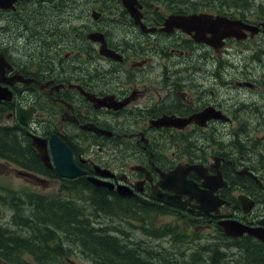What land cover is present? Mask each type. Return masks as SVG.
Returning <instances> with one entry per match:
<instances>
[{"label":"flooded vegetation","instance_id":"af4514ba","mask_svg":"<svg viewBox=\"0 0 264 264\" xmlns=\"http://www.w3.org/2000/svg\"><path fill=\"white\" fill-rule=\"evenodd\" d=\"M0 52L4 79L32 81L8 87L0 127L61 141L85 179L112 183L141 215L149 241L170 243L177 227L181 264L204 251L238 264L251 243L263 253L220 223L264 228V0H0Z\"/></svg>","mask_w":264,"mask_h":264},{"label":"trees","instance_id":"16d2710c","mask_svg":"<svg viewBox=\"0 0 264 264\" xmlns=\"http://www.w3.org/2000/svg\"><path fill=\"white\" fill-rule=\"evenodd\" d=\"M26 132L19 126L0 127V160L50 180H61L54 170L41 163ZM61 181L66 189H60L63 193L58 198L25 192L20 195L19 191L0 185V205L11 211L12 223L0 224V264H69L67 260L76 255L75 248L84 252L80 255L84 262L93 264L95 258L90 254L98 260L96 264H150L147 251L140 257L116 241L115 235L107 231L109 227L101 224V212L109 219H115L116 214L121 220L137 219L130 206L115 200L106 190L92 186L84 177ZM174 243L178 244V240ZM256 252L254 243L249 244L248 260L252 261ZM178 259L175 261L180 262L179 255ZM258 259L238 264H264V252L263 259L261 256Z\"/></svg>","mask_w":264,"mask_h":264},{"label":"rangeland","instance_id":"374dc122","mask_svg":"<svg viewBox=\"0 0 264 264\" xmlns=\"http://www.w3.org/2000/svg\"><path fill=\"white\" fill-rule=\"evenodd\" d=\"M18 170H20V168L14 166L13 164H9V163L6 164V163H3V161H0V185L4 189L23 192L24 187L25 186L27 187L29 185V187L34 189L35 191L41 192V194H47L48 196H50L49 194H57L58 193L60 182H52L49 184H45V183L44 184H36L32 181L25 180L24 176L22 174H20V172ZM22 215L26 216L27 214H25V215L22 214ZM100 215L103 216L102 214H100ZM10 216H11V211L8 208H4L0 205V224H2L4 226H6L7 224L11 225L12 223L10 221ZM28 216L29 215H27V217ZM118 218H119V216L117 214L115 215V219L102 218L101 224H102V226L104 225V226L109 227L107 229V231L110 233V235H118L116 232H118V230H119L120 235H118V238L116 237L115 239L116 240H118L119 238L121 240L123 239L122 241H120V243L124 247H126L127 249L134 250V252H136L137 254H140V257H141V255H143V253H146V251H147V255L152 257V258L149 257V263L150 264H181L180 262L175 261V260H179L178 255L172 254L171 249L167 250V249L163 248L164 246H167V245L161 246V248L163 249L164 252L160 253L159 252L160 247L157 248V246H159L158 243L156 244L155 241H148L146 238L140 237L139 235H137L136 231L134 229H132L133 223L125 222L123 218H122V220L118 219ZM133 232H135V233H133ZM134 234H135V237H134ZM136 238L137 239L142 238V240L144 239L145 241H142V240L139 241V240H136ZM184 248L185 247H182V249H184ZM152 251H154V252H152ZM75 253H78L80 255L78 249H75ZM202 253L205 255L207 252L204 251ZM78 254H76L75 256H72V259H71L72 264H93L92 262H89L87 260H85V262H84L82 260L83 258H81ZM88 254H90V253H88ZM254 254L255 255H253V257H251L252 260L255 258L258 259L259 256H261V259H263V253H257L256 252ZM259 254H261V255H259ZM90 255L95 258L94 264H96L98 262V260L96 259V257L93 254H90ZM204 257L205 256H199L197 258L203 259ZM249 257H250V254L242 256V258H243L242 260L244 262H246V261L252 262L251 260H248Z\"/></svg>","mask_w":264,"mask_h":264},{"label":"water","instance_id":"95a60500","mask_svg":"<svg viewBox=\"0 0 264 264\" xmlns=\"http://www.w3.org/2000/svg\"><path fill=\"white\" fill-rule=\"evenodd\" d=\"M175 23H176L175 20L173 21L172 19H170L166 22L165 26L174 25ZM101 53L107 57L112 56V54L106 51L105 49H101ZM8 70H11V66L4 59L3 54L0 52V83H4L10 86L18 82H22L24 84H28L29 82H31V80L24 79L19 74H15L11 78L4 79V75ZM11 97H12V93L8 89V87L0 85V101L3 100L10 101ZM22 121L26 123V120H22ZM173 124H175L173 121H168V122L163 121V122H159L156 125L162 126V125H173ZM32 139H33L32 146L36 149L38 157L41 160V162L48 168L55 169L57 174L61 178L73 180L84 175V172H82L73 162L70 149L67 146H65L61 141L53 137L50 140L48 147L44 140L39 139L37 137H33ZM49 151H50V156H49ZM177 171H175L172 174H176ZM89 181L93 183L96 187H105L109 190H112V187L106 183H101L91 178L89 179ZM157 198L171 204H178L175 201H167L163 197H157ZM208 212H209L208 209H203L201 207L200 208L198 207V213H208ZM220 226L222 227L226 235L236 237L246 233L249 237L259 240L260 242H264L263 226L253 229V228L243 227L236 222H221ZM233 230L236 231L232 232Z\"/></svg>","mask_w":264,"mask_h":264},{"label":"bare ground","instance_id":"6f19581e","mask_svg":"<svg viewBox=\"0 0 264 264\" xmlns=\"http://www.w3.org/2000/svg\"><path fill=\"white\" fill-rule=\"evenodd\" d=\"M102 211V210H101ZM99 214V213H98ZM101 214H102V212H101ZM96 215H97V212H96ZM95 215V216H96ZM103 215V214H102ZM95 216H94V218H95ZM100 217V216H99ZM108 217V216H107ZM103 218H104V215H103ZM122 231V230H121ZM118 232H119V230H118ZM123 233V232H122ZM127 233V232H126ZM125 234V233H124ZM151 234V233H150ZM128 235V234H127ZM124 236V235H123ZM151 237V236H150ZM118 238V237H117ZM152 238V237H151ZM125 239V238H124ZM127 239V238H126ZM131 239V238H130ZM153 239H155V238H153ZM123 240V239H122ZM127 242V241H126ZM129 242V241H128ZM131 242V241H130ZM134 242V241H133ZM132 243V242H131ZM147 247V246H146ZM150 247V246H149ZM184 247V246H183ZM191 247V246H190ZM148 248V247H147ZM158 248V247H157ZM186 248V247H185ZM156 250V249H155ZM159 250V249H158ZM163 250V249H162ZM152 252H154V251H152ZM158 252V251H157ZM161 253V252H160ZM190 256V255H189ZM150 257V256H149ZM150 258H152V257H150ZM184 260V259H183ZM198 260V259H197ZM195 261V260H194ZM212 263H214V262H212ZM193 264V263H192Z\"/></svg>","mask_w":264,"mask_h":264}]
</instances>
